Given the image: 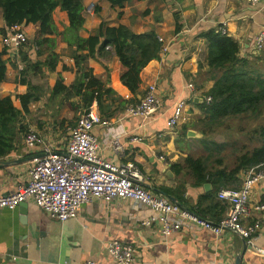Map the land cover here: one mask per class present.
I'll use <instances>...</instances> for the list:
<instances>
[{"label": "crops", "instance_id": "obj_1", "mask_svg": "<svg viewBox=\"0 0 264 264\" xmlns=\"http://www.w3.org/2000/svg\"><path fill=\"white\" fill-rule=\"evenodd\" d=\"M91 2L96 3L97 12L87 11ZM82 6L84 21L79 30L82 39L88 38L104 23L107 27H128L136 35L152 32L162 38L166 46L165 52L160 50L157 60H151L140 71L136 93L139 99L147 86L155 85L159 98L157 112L152 119L143 122L139 117L125 116L122 111L109 118V130L95 126L92 134L99 141V155L111 162L133 161L144 176V187L154 195L169 199L161 188L175 189L181 184L185 202L178 205L182 209L187 212L189 209L192 215L201 218L202 214L203 219L211 222L222 218L228 204L210 195V200L197 205L198 199L208 194L212 187L207 183L195 185L189 170L184 167L187 156L194 159L207 156L200 143L203 136L199 121L204 118V113L198 105L214 81L205 63L207 42L200 33L222 26L226 34L239 44V55L248 57L256 33L264 26V6L247 0H146L126 3L122 7L111 6L107 0H82ZM174 15L181 25L178 33L174 32ZM52 19L58 32L68 26L67 14L59 8L52 12ZM6 28L0 11V33H5ZM23 29L31 42L37 26L28 24ZM29 42L17 51L0 47L6 60L0 98L9 96L18 110L21 105L15 96L26 92V86L18 83L19 71L23 67L20 51L31 61L37 60ZM66 51V43L57 37L54 52L59 55V60L55 70H43V76H26L30 83L41 88L42 96L29 105L28 114L22 113L15 124L16 130L20 131L21 127V131L17 133L11 151L0 157V161L6 162L0 163V197L13 193L27 182L29 163L34 155L42 152L40 148L30 150L24 145V133L28 128L37 131L55 150L64 149L69 128L74 126L80 112V109L74 111L69 106L80 102L77 97L68 101L62 96L50 99L58 76L65 87L71 86L75 80L76 68ZM39 59L43 60L44 56ZM86 66L94 78L117 96L123 99L132 96L120 82L121 65L110 48L103 56L87 59ZM180 101L185 102L183 116L171 128L168 121ZM109 102L106 100L105 106ZM112 105V111L118 109L116 103ZM68 108L77 115L73 122L61 117ZM188 131L195 136H187ZM110 137L118 138L123 156H117L111 150ZM132 137L141 141L131 142ZM199 144L202 146L199 150H204L203 155L201 152L196 154ZM173 165H180L181 169L172 168ZM245 173L239 172L235 188L243 184ZM249 201L250 205H264V180L251 187ZM23 208L0 210V264H85L87 261L116 264L105 250L112 240L133 247V264H235L238 258L239 264H264V211L251 213V219H260L262 226L254 238V246H249L235 233L224 231L216 236L200 227L183 228L164 236L157 224H141L146 208L127 200H115L109 204L92 200L65 222L51 219L31 201ZM257 248L263 252H258Z\"/></svg>", "mask_w": 264, "mask_h": 264}, {"label": "trees", "instance_id": "obj_2", "mask_svg": "<svg viewBox=\"0 0 264 264\" xmlns=\"http://www.w3.org/2000/svg\"><path fill=\"white\" fill-rule=\"evenodd\" d=\"M107 1L111 6L122 7L126 3L146 0ZM56 8L67 14L68 26L62 32L57 31L52 19V12ZM0 11L5 27L22 25L23 22H26V25L37 26L35 36L29 42V45L34 46L37 60L31 61L26 53L20 51L23 67L19 71L18 83L26 86V92L16 95L15 98L19 101L21 110L13 106L9 96L0 98V157L11 151L12 143L17 133L21 131V127L20 131L16 130L15 124L22 113L28 114L29 105L39 101L42 96L41 88L30 83L26 76H43V70L49 72L55 70L59 60V55L54 52L57 37L60 36L62 42L66 43V53L74 62L76 75L69 87H65L61 77L58 76L51 90L50 99L62 96L65 101H68L70 98L77 97L81 103L69 104L74 111L77 109L81 111L95 101L100 116L105 119L117 116L129 102L138 100L136 93L140 84L139 73L151 60L159 58L161 45L152 32L136 35L128 27H107L101 23L88 38L79 37V30L84 21L82 0H0ZM97 11L98 9L95 8V12ZM174 20V32L178 33L181 25L176 15ZM200 36L207 42L205 63L214 84L203 95V101L198 105L200 111L204 113V118L199 121L200 134L203 136L200 143L207 156L196 159L187 156L184 159V167L189 170L194 184L207 183L212 187L208 194L198 199L197 205L204 200H210V195L216 198L220 188H235L239 172L255 167L264 171V125L254 131L260 137V144L235 157L231 168L224 166L223 159L220 157H213L225 146L209 141V135L227 118L241 115H247L253 119L259 117L264 107V74L259 73L251 65L248 57L239 55V44L233 38L227 34H221L217 28L207 29L200 33ZM107 47L119 60L120 82L132 95L131 99H123L112 89L105 88L102 82L93 77L91 69L86 66L87 59L103 56ZM4 53L0 51V83L5 80L6 74ZM43 56L44 59L40 60L39 58ZM207 97L210 98L209 101H206ZM106 100L110 101L107 106H105ZM113 103H116L118 109L112 111ZM172 168L180 170L181 166L173 165ZM182 189L183 186L179 184L175 189L161 188V192L166 196H173L180 204L185 202L181 195ZM201 216L200 219L206 220L203 219L202 214Z\"/></svg>", "mask_w": 264, "mask_h": 264}, {"label": "built area", "instance_id": "obj_3", "mask_svg": "<svg viewBox=\"0 0 264 264\" xmlns=\"http://www.w3.org/2000/svg\"><path fill=\"white\" fill-rule=\"evenodd\" d=\"M247 1L264 6V0ZM95 8L96 3L91 2L87 11H94ZM217 30L226 34L222 26ZM156 38L161 45V51L165 52L163 39ZM28 42V37L19 24L7 27L5 33H0L1 49L17 51ZM250 50L251 56H258L264 50V26L256 33ZM131 98L132 96H125V99ZM209 100L207 97L206 101ZM184 105V101L176 104L168 121L169 127L174 128L182 119ZM158 108L156 86L149 85L142 97L126 105L123 114L127 117H139L146 122L152 119ZM95 126L109 130L111 120L100 116L97 104L93 101L89 107L79 112L74 126L69 128L62 150H55L37 131L28 128L24 133V145L30 150L40 148L42 152L32 157L27 171V182L18 186L13 193L0 197V210L15 209L20 204L31 201L51 219L65 222L92 200L107 204L115 200H127L146 208L147 213L141 224H157L164 236L183 228L200 227L216 236L224 231L235 233L247 245L254 246L253 241L261 229L262 221L251 219V213L263 212L264 205H250L249 195L251 187L264 180L263 170L257 167L248 169L239 188H220L216 197L228 204L225 215L217 222L202 220L182 209L177 203L147 190L144 187V176L133 161L111 162L103 159L99 155V141L92 134ZM130 141L140 142L141 139L132 137ZM109 147L115 155L123 156V147L118 138L110 137ZM105 250L107 256L116 264L135 262L130 244L112 240L107 243ZM256 250L263 252L259 248ZM85 264L94 262L87 261Z\"/></svg>", "mask_w": 264, "mask_h": 264}, {"label": "rangeland", "instance_id": "obj_4", "mask_svg": "<svg viewBox=\"0 0 264 264\" xmlns=\"http://www.w3.org/2000/svg\"><path fill=\"white\" fill-rule=\"evenodd\" d=\"M248 59L259 73L264 74V50L261 51L258 56L248 55ZM44 117L47 118V115ZM61 117L68 120V122L70 120L73 122L77 115L68 108V111L61 114ZM262 125H264V107H262L259 117L255 119L247 115H241L223 120V124L215 128L214 132L209 135V141L225 146L223 150L214 154L213 157H220L223 159L224 166L227 168L232 167L235 157L246 151L252 150L260 144V137L258 133H254V131H257ZM197 147L198 150H196V154L201 152L203 155L204 150H199V147L202 146L199 144Z\"/></svg>", "mask_w": 264, "mask_h": 264}, {"label": "water", "instance_id": "obj_5", "mask_svg": "<svg viewBox=\"0 0 264 264\" xmlns=\"http://www.w3.org/2000/svg\"><path fill=\"white\" fill-rule=\"evenodd\" d=\"M26 26V22H23L22 23V27H25ZM187 136H195V133H193L192 131H188L187 132ZM0 163H6V162H2V161H0ZM206 186H204V188H205ZM166 196V195H165ZM167 197L172 201V202H175V203H177L178 204V202L173 198V197H171V196H168L167 195ZM19 209H24L23 207H25V203H22V204H20L19 206ZM188 210V212L190 213V214H193L189 209H187ZM25 212V210H23V213ZM198 218H199V216H197ZM239 262H240V258H238L237 259V261H236V263L235 264H239Z\"/></svg>", "mask_w": 264, "mask_h": 264}]
</instances>
